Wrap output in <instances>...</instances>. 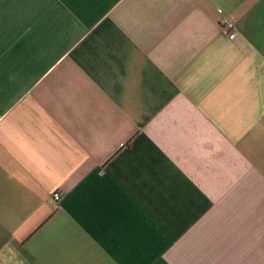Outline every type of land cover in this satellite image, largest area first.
<instances>
[{"label":"crops","instance_id":"0c3cea01","mask_svg":"<svg viewBox=\"0 0 264 264\" xmlns=\"http://www.w3.org/2000/svg\"><path fill=\"white\" fill-rule=\"evenodd\" d=\"M0 264H264V0H0Z\"/></svg>","mask_w":264,"mask_h":264},{"label":"built area","instance_id":"2783aa9c","mask_svg":"<svg viewBox=\"0 0 264 264\" xmlns=\"http://www.w3.org/2000/svg\"><path fill=\"white\" fill-rule=\"evenodd\" d=\"M221 24H222V29L227 33H231L235 29V26H236L235 22L228 18L222 19ZM60 199H61L60 192L56 191L52 194V198H51L52 202L56 203L60 201Z\"/></svg>","mask_w":264,"mask_h":264}]
</instances>
